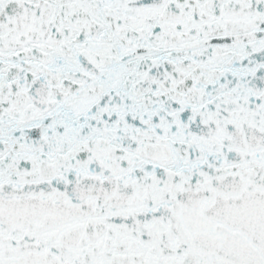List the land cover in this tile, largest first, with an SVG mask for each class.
Returning a JSON list of instances; mask_svg holds the SVG:
<instances>
[{"label": "snow or ice", "instance_id": "snow-or-ice-1", "mask_svg": "<svg viewBox=\"0 0 264 264\" xmlns=\"http://www.w3.org/2000/svg\"><path fill=\"white\" fill-rule=\"evenodd\" d=\"M0 264H264V0H0Z\"/></svg>", "mask_w": 264, "mask_h": 264}]
</instances>
